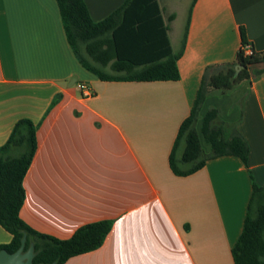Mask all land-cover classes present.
Segmentation results:
<instances>
[{"label": "crops", "instance_id": "crops-1", "mask_svg": "<svg viewBox=\"0 0 264 264\" xmlns=\"http://www.w3.org/2000/svg\"><path fill=\"white\" fill-rule=\"evenodd\" d=\"M84 1L94 21L125 2ZM161 1L164 17L175 14L168 35L177 52L186 27L179 43L178 32L172 36L177 13ZM188 19L178 80H102L77 58L56 0H0V146L19 119L38 124L21 218L60 239L113 221L99 248L65 264H235L251 173L264 186V62H236L241 29L254 51L264 50V0H196ZM229 63H236L231 87L208 96L201 115L215 107L237 123L249 144L248 167L222 156L176 175L169 156L204 72ZM226 71L215 67L211 77ZM79 82L94 96L82 97ZM11 237L0 225V245Z\"/></svg>", "mask_w": 264, "mask_h": 264}, {"label": "trees", "instance_id": "trees-1", "mask_svg": "<svg viewBox=\"0 0 264 264\" xmlns=\"http://www.w3.org/2000/svg\"><path fill=\"white\" fill-rule=\"evenodd\" d=\"M56 1L69 44L81 64L100 79L156 81L180 78L177 61L184 50L188 24L182 48L173 51L168 31L175 14L164 17L158 0H125L100 21L91 18L84 0ZM241 38L243 45L248 43L244 29H241ZM262 62L264 50L253 51L250 55L240 52L236 63L247 66ZM236 63L206 68L194 105L179 127L169 156L170 167L176 175L193 174L208 160L222 156H236L248 167L249 144L239 132L237 123L222 120L215 107L201 115L208 96L217 89L231 87ZM215 67H224L227 71L211 77L210 72ZM199 121L200 129L197 128ZM37 126L30 118L19 119L7 141L0 146V225L12 236L9 243L0 245V250L15 252L26 235L25 250L34 243V264H65L73 256L99 248L111 231L113 221L84 224L71 237L60 239L36 231L21 218L26 197L23 181L37 149ZM202 138L210 146L209 152ZM251 178L247 215L232 248L235 264H264V186L255 181L252 173Z\"/></svg>", "mask_w": 264, "mask_h": 264}, {"label": "rangeland", "instance_id": "rangeland-1", "mask_svg": "<svg viewBox=\"0 0 264 264\" xmlns=\"http://www.w3.org/2000/svg\"><path fill=\"white\" fill-rule=\"evenodd\" d=\"M192 2H193V0H163V1H161V3H163V5L165 3L167 4V6H166L167 11L175 10L177 13L176 22L173 24V27H172V36L174 37L175 32H178L179 43L182 40V37H183L182 35L185 32V27H186V23L188 20V15L190 12ZM165 15L167 18V13ZM107 70L110 71L111 69L107 67ZM198 129H200V123H199ZM202 141H203V144L206 145L203 138H202ZM183 147H184V145L182 146V148Z\"/></svg>", "mask_w": 264, "mask_h": 264}, {"label": "water", "instance_id": "water-1", "mask_svg": "<svg viewBox=\"0 0 264 264\" xmlns=\"http://www.w3.org/2000/svg\"><path fill=\"white\" fill-rule=\"evenodd\" d=\"M76 80V77L74 78ZM26 235L22 237L21 245L15 252H9L7 249L0 250V264H34L33 259L35 256L34 243H30V246L25 250ZM55 264V263H51Z\"/></svg>", "mask_w": 264, "mask_h": 264}, {"label": "built area", "instance_id": "built-area-1", "mask_svg": "<svg viewBox=\"0 0 264 264\" xmlns=\"http://www.w3.org/2000/svg\"><path fill=\"white\" fill-rule=\"evenodd\" d=\"M253 47L252 45L248 42L247 44L243 45V53L244 55H250L253 53ZM78 88L81 91V95L84 98H90L92 96H94V90L91 88V86H89L88 84H86L85 82H79L78 83Z\"/></svg>", "mask_w": 264, "mask_h": 264}]
</instances>
